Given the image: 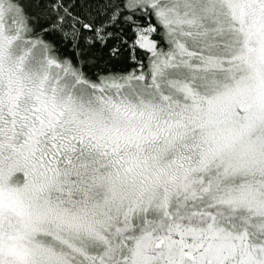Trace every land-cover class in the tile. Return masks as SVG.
<instances>
[{"label": "snow or ice", "instance_id": "6c2138e0", "mask_svg": "<svg viewBox=\"0 0 264 264\" xmlns=\"http://www.w3.org/2000/svg\"><path fill=\"white\" fill-rule=\"evenodd\" d=\"M0 264H264V0H0Z\"/></svg>", "mask_w": 264, "mask_h": 264}]
</instances>
